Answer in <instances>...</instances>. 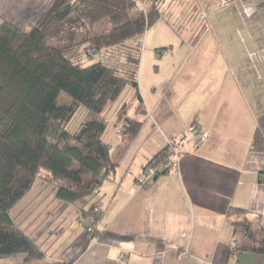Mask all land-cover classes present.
<instances>
[{"label":"crops","instance_id":"1","mask_svg":"<svg viewBox=\"0 0 264 264\" xmlns=\"http://www.w3.org/2000/svg\"><path fill=\"white\" fill-rule=\"evenodd\" d=\"M190 1L205 14L203 25L179 21L180 37L168 45L154 27L142 40L146 114L123 151L118 127L105 133L117 170L99 190L100 218L87 230L84 204H62L63 235L45 244L33 238L49 257L73 264H264V255L241 251L264 235V151L252 149L256 134L264 137V0ZM62 2L0 0V24L35 27ZM149 62L156 73L145 76ZM129 101L132 114L138 101L134 94ZM192 125L209 133L205 144L187 148L176 170L140 187L143 166ZM257 220L262 233L236 225L255 228ZM76 241L82 246L73 258L65 250Z\"/></svg>","mask_w":264,"mask_h":264},{"label":"trees","instance_id":"2","mask_svg":"<svg viewBox=\"0 0 264 264\" xmlns=\"http://www.w3.org/2000/svg\"><path fill=\"white\" fill-rule=\"evenodd\" d=\"M170 2L63 0L35 27L0 24V260L23 255L27 264H69L49 263L47 251L13 217L39 180L52 187L57 202L84 204L85 229L97 223L99 190L117 170L114 147L105 139V113L128 88L134 90L137 108L131 114L125 103L116 113L119 148L125 150L146 114L139 91L141 38L163 18ZM92 55L98 61L82 67L83 58ZM62 95L69 104H59ZM80 109L85 115L72 132L69 125ZM252 149L264 151L259 132ZM171 152L167 146L150 161L166 158L157 177L176 170ZM257 223L255 228L248 221L236 225L262 233ZM256 240L241 251L264 255V235Z\"/></svg>","mask_w":264,"mask_h":264},{"label":"rangeland","instance_id":"3","mask_svg":"<svg viewBox=\"0 0 264 264\" xmlns=\"http://www.w3.org/2000/svg\"><path fill=\"white\" fill-rule=\"evenodd\" d=\"M195 5L196 3L190 0H171L168 6L166 4L167 8L165 7L164 9V16H163L164 19H160L155 25L152 26L154 27L152 31H153V35L155 36V38L158 37L160 39H163L168 45L169 43L174 42V39L178 41V37H180L179 25H181L180 24L181 21H186L187 24L191 26V28L193 27L198 28L201 25H203L204 22L202 21H204L205 14L202 13V15H204L202 16L199 13L198 9H196L197 6ZM179 21L180 23H178ZM147 32L141 38L142 40L143 38L146 37ZM86 36H87L86 33L83 34L82 38H80L81 41L85 40ZM142 45H143L142 53H144V59L146 62L148 58V54L145 55V51L147 49L144 44ZM166 57L168 56H164L163 58H166ZM97 61H98L97 55L85 56L83 60L80 62V64L82 67H87V66L95 64ZM142 61H143V58H142ZM167 61L168 59L162 60V64H160L161 72H163L162 70L163 66L167 65ZM155 66H152L150 62L146 67H144V69L142 66V70L144 71V73H147L145 76H149L152 71L153 73H156ZM160 74L161 73L159 72V75ZM133 94H134V90L131 88H128L123 94L122 98L119 101H117L105 113V117L109 122V128H111L112 126L114 128V126L116 125L120 127V123L116 120V113L123 104L130 102L129 99L131 100V97ZM58 102L59 104H65V103L69 104L70 100L65 95H62L59 98ZM85 112L86 110L84 109L79 110V112L74 117L71 124L69 125L70 131L73 132L77 129V127L80 125V123L83 120ZM40 184H42V187ZM61 205H62L61 203L55 200L52 187H50L44 181L39 180L37 184L34 186V188L32 189V191L13 210L12 214L17 224L20 226V228H22L32 238L36 239V238L41 237L42 239L41 241L43 242V244H45V242L47 243L49 241H52L51 239H55L63 235L62 231L64 230L66 224L63 223L62 221L65 216L64 215L62 216V213H61L62 206ZM83 220L84 221L82 222V224L83 226L84 224L86 226L88 224V221L86 219H83ZM75 222L77 223L78 221H75ZM75 229H77V226L74 227V230ZM79 231H81V228L78 231L75 230V235ZM82 232H83V228H82ZM43 244L42 245L40 244L42 248L44 247ZM81 246L82 245L78 244V241H76L73 243V245L68 246V248L65 251L66 253H73L72 257L75 258L77 254L76 253L77 248L81 249ZM43 249L48 252L47 246H45ZM70 259L72 260V258ZM70 259L65 260V263H69V264L72 263L73 261H71ZM48 261L49 263H58V262L63 263V261H61L59 258L55 259L53 257H49ZM0 264H27V263L25 262V256L16 255L6 260H0ZM28 264H40V263L32 262Z\"/></svg>","mask_w":264,"mask_h":264},{"label":"built area","instance_id":"4","mask_svg":"<svg viewBox=\"0 0 264 264\" xmlns=\"http://www.w3.org/2000/svg\"><path fill=\"white\" fill-rule=\"evenodd\" d=\"M208 136V132L200 130L196 125H192L188 128L186 135L169 141L167 146L172 151L173 158L177 163L179 158L187 151V148L190 147L193 151L198 150L205 144ZM165 160L166 158L145 164L137 178L138 185L143 188L149 187L158 173L165 168Z\"/></svg>","mask_w":264,"mask_h":264}]
</instances>
